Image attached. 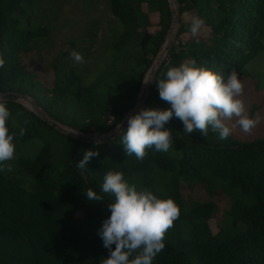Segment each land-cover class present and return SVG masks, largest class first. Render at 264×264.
Returning <instances> with one entry per match:
<instances>
[{
  "label": "trees",
  "instance_id": "1",
  "mask_svg": "<svg viewBox=\"0 0 264 264\" xmlns=\"http://www.w3.org/2000/svg\"><path fill=\"white\" fill-rule=\"evenodd\" d=\"M32 4L0 0V58L5 61L0 92L30 96L70 132L19 101L0 99L11 113L9 131L16 133L15 158L2 165L12 171H0V264H100L109 254L98 235L110 215L107 203L114 200L102 191L109 170L121 171L138 189L171 197L180 208L153 264H264V135L240 139L231 134L221 140L211 128L206 137L187 134L173 116L165 125L173 137L170 149H146L142 160L127 156L121 143L127 124L104 137L136 104L172 22L170 1L108 0L118 27L107 57L88 70L83 63H52L51 73L35 67L30 55L48 35L46 26L30 25ZM176 8L175 37L156 66L141 109L170 107L156 85L170 66L195 60L226 79L233 70L247 75L244 65L264 49V0H177ZM152 11L158 20L150 30ZM188 11L203 20L205 34L191 33ZM71 131L102 139H81ZM27 141L39 143L34 154L21 148ZM88 150L97 155L81 169L77 163ZM197 187L202 195L187 201L184 190ZM88 188L103 200L88 201ZM239 191L248 198L236 197ZM219 201L229 207L222 211L220 229L213 231L209 219Z\"/></svg>",
  "mask_w": 264,
  "mask_h": 264
},
{
  "label": "clouds",
  "instance_id": "2",
  "mask_svg": "<svg viewBox=\"0 0 264 264\" xmlns=\"http://www.w3.org/2000/svg\"><path fill=\"white\" fill-rule=\"evenodd\" d=\"M202 25L201 18L192 17L191 33L197 35ZM70 56L75 62L83 63V56L79 52L73 50ZM4 63L0 58V68ZM156 85L160 99L170 107L142 108L128 116V126L121 139L127 156L135 155L142 160L149 148L167 152L173 137L165 125L173 116L182 122L185 133L198 131L206 137L211 128L221 140L231 135L232 128L227 121L234 117L246 133L257 123L246 114L240 98L243 84L235 70L225 79L221 73L199 66L195 60L185 61L168 67L165 78L156 81ZM10 116L6 104L0 102V171L9 172L12 171L11 165L6 169L2 165L15 158L16 133L9 131ZM25 131L21 127L19 136L23 137ZM95 155L97 153L92 150L86 151L77 166L85 168ZM102 191L111 194L114 200L107 203L110 215L98 230L103 246L109 250L107 257L101 258L100 264H153L154 258L165 248L166 232L179 218V206L171 197L161 198L146 188L138 189L124 178L121 171L109 170L105 173ZM85 195L90 202L103 200L92 188H88Z\"/></svg>",
  "mask_w": 264,
  "mask_h": 264
},
{
  "label": "rangeland",
  "instance_id": "3",
  "mask_svg": "<svg viewBox=\"0 0 264 264\" xmlns=\"http://www.w3.org/2000/svg\"><path fill=\"white\" fill-rule=\"evenodd\" d=\"M170 4L177 12V4L171 2ZM29 9L30 25H44L48 28V35L39 40L33 53H30L32 61L38 69L51 73L53 70V67H51L52 63L57 65H61L63 62L74 63L75 61L70 56L73 50L83 56V65H85L87 70L93 67L95 63L100 64L104 56L107 57L110 50L112 31L118 27V21L110 13L108 0H33L32 8ZM149 16L153 24L149 25L148 28L152 30L157 26L155 23L158 20V12L152 11L149 13ZM185 16L187 19H192L193 12L188 11ZM177 26L178 19L176 15L170 33L167 31L165 36L164 48L170 41L172 43ZM188 34L189 32L183 33V37L186 38ZM199 34H205L204 26L200 29ZM164 48L158 57L159 53L155 56L157 58H154L152 63L156 61V64L158 62L162 53H164ZM149 69L142 82L141 90L144 84L142 94L146 90L148 83L144 81L149 80ZM243 69L247 75H238L243 84V93L240 98L244 102L246 114L255 119L257 123L247 133L239 127L235 117L231 121H227V123L232 128L231 134L233 136L240 139H253L264 135V49L260 50L250 59ZM27 98L32 100L28 95ZM25 100L19 99L22 104L32 108L31 104ZM254 104L255 106H253ZM135 105L124 117L137 111L139 103L137 106ZM39 109L40 112L44 113L40 107L38 111ZM252 109L254 112L250 115ZM92 136L96 137L99 135ZM32 143L34 145H31ZM21 144H23L21 148L24 151L34 154L39 143L27 141ZM184 195L186 200L190 201L202 195V191L198 187L187 189L184 190ZM237 196H240L244 200L248 198V195L242 194L241 191L236 192ZM217 205L215 217L209 219L213 231L220 229L221 217L223 216L222 211L229 207L224 201H219Z\"/></svg>",
  "mask_w": 264,
  "mask_h": 264
},
{
  "label": "water",
  "instance_id": "4",
  "mask_svg": "<svg viewBox=\"0 0 264 264\" xmlns=\"http://www.w3.org/2000/svg\"><path fill=\"white\" fill-rule=\"evenodd\" d=\"M169 1H170L171 3L177 4V0H169ZM171 12H172V22H171V25H170V27H169V29H168V32H169V30L171 29V27L173 26L172 24H173V22H174V12H175V11H174V8H173L172 5H171ZM170 43H171V41H170ZM170 43H168V44L166 45V47H165L166 51H167V49L169 48ZM162 46H163V44L160 46V50H161ZM160 50H159V51H160ZM166 51H165V53H166ZM165 53H164V54L162 53L160 59L158 60V64L160 63V61H161L162 58L164 57ZM153 66H154V65H153V63H152L151 66H150L151 68H150L149 71H148V74L151 76V78L149 79V81H148V83H147V87H146V90H145V92H144V96L141 97V95H140V93H139V95H138V97H137V101H136V103H139V104L141 105V107H142L143 101L145 100L146 94L148 93V91H149V89H150V87H151V84H152L153 75H154L155 70H156V66H154V67H153ZM20 98H24V99H25V98H27V95L24 94V93L16 92V91H4V92H0V99H10V100H14V101H19ZM19 102H20V101H19ZM30 104H31V106H32V109H33L34 111H36L38 114H40V115L42 116V118H44V119L47 120L48 122L54 124V125H55L57 128H59L60 130L70 132V130H69L67 127H65V126H63V125H61V124H59V123H58L56 120H54L53 118H51V117L47 116L46 114H44V113L38 111L39 105H38V103H37L35 100L32 99V100L30 101ZM140 109H141V108H140ZM42 111H43V110H42ZM138 111H140V110L138 109L137 111L132 112V113H130L129 115H133V114L137 113ZM129 115H128V116H129ZM128 116L122 118V120H121V121L119 122V124L117 125V126L120 125V128L118 129L117 126H116L115 132H116V131H119L121 128H123V127L127 124V118H128ZM71 134H72L73 136L78 137V138L85 139V140H89V141H94V140L102 139V137H95V136H92V135H89V134L81 133V132H79V131H71ZM113 134H114V131H112L111 133H106V134L104 135V137L112 136Z\"/></svg>",
  "mask_w": 264,
  "mask_h": 264
},
{
  "label": "bare ground",
  "instance_id": "5",
  "mask_svg": "<svg viewBox=\"0 0 264 264\" xmlns=\"http://www.w3.org/2000/svg\"><path fill=\"white\" fill-rule=\"evenodd\" d=\"M174 11H175V12H174V21H175V16L177 15V12H176V10H174ZM172 25H174V22H173ZM172 27H173V26H172ZM172 27H171V29H172ZM171 29L169 30V33H170ZM167 37H168V36H167ZM167 37H166V38H167ZM170 37H171V36H170ZM170 39H171V38H170ZM165 41H166V39H165ZM165 41H164L163 46H162V48H161V50H160V54H161V52H162V50H163V48H164ZM165 51H166V49L164 48V53H165ZM164 53H163V54H164ZM160 54H159V55H160ZM159 55H158V56H159ZM155 62H156V61H155ZM155 62L153 63V65H154V66H157V65H158V62H157L156 64H155ZM154 66H153V67H154ZM148 75H149V74H148ZM150 78H151V76L149 75V79H150ZM144 92H145V91H144ZM144 92H143V94H142V92H140V95L142 94L141 97L144 96ZM20 99H21V98H20ZM22 99H23V100L26 99L25 101H28L29 103H30V101H31L30 98H25V99L22 98ZM137 104H138V103H136V105H137ZM140 108H141V105L139 104L137 110H138V109L140 110ZM39 111H40V109H39Z\"/></svg>",
  "mask_w": 264,
  "mask_h": 264
}]
</instances>
